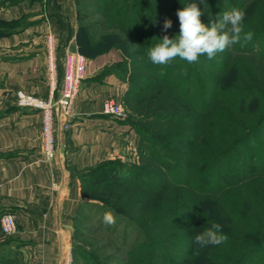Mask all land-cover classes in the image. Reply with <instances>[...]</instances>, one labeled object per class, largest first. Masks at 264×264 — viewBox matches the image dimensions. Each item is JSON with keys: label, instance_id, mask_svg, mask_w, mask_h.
Wrapping results in <instances>:
<instances>
[{"label": "trees", "instance_id": "16d2710c", "mask_svg": "<svg viewBox=\"0 0 264 264\" xmlns=\"http://www.w3.org/2000/svg\"><path fill=\"white\" fill-rule=\"evenodd\" d=\"M94 1L99 23L113 31L101 35L93 55L110 47L121 52L102 74H117L118 67L127 73L132 84L123 100L144 113L142 165L106 159L76 174L81 194L82 181L97 175L93 187L141 238L118 263L86 257L87 264H264V0H206V7L199 0ZM192 2L208 26L220 13L243 10L242 35L250 31L253 39L212 60L154 65L148 48L179 34L176 12ZM165 19L172 21L166 31ZM213 223L226 242L196 244ZM8 261L0 250V264Z\"/></svg>", "mask_w": 264, "mask_h": 264}, {"label": "crops", "instance_id": "0c3cea01", "mask_svg": "<svg viewBox=\"0 0 264 264\" xmlns=\"http://www.w3.org/2000/svg\"><path fill=\"white\" fill-rule=\"evenodd\" d=\"M77 21L73 0H0V214L16 218L10 247L35 254L38 264L68 263L81 199L76 172L123 154L130 135L124 122L102 112L103 101H117L126 88L116 73L102 74L120 59L111 50L88 57L71 115L56 111L52 159L40 149L41 112L15 103L16 89L59 97Z\"/></svg>", "mask_w": 264, "mask_h": 264}, {"label": "rangeland", "instance_id": "374dc122", "mask_svg": "<svg viewBox=\"0 0 264 264\" xmlns=\"http://www.w3.org/2000/svg\"><path fill=\"white\" fill-rule=\"evenodd\" d=\"M73 3L76 17L78 11L81 16L80 19L77 18V43L76 47H73L76 48L87 61L88 57L96 53L94 51V46L99 47L96 48L97 50L102 47L98 44L99 38L102 39V36H105L113 30L107 29L99 23L101 16L95 11L96 4L94 0H73ZM87 25H90L88 29L85 28ZM94 41L97 43L94 44ZM73 47L71 46L67 49ZM108 50L114 51L121 58V52L117 48L110 47L104 52ZM129 67L130 65H128V71ZM116 69L118 77L126 85L125 91L126 89L128 90L129 86L132 84L128 74L124 72L120 73V67ZM253 69L259 71L261 67L254 64ZM123 94L120 98L118 97L117 101L123 103L127 114L123 119L119 120L127 125L126 127L130 135L128 141L124 144V153L116 156L113 160H119L117 163L125 164L126 167H141L142 162L139 154V120L144 119V113L137 114L132 112L130 103L133 101H124ZM55 100L56 99L53 101ZM141 127H144V125H141ZM189 137H192L191 133ZM86 172L87 169L77 171L79 175L87 174L88 172ZM98 182L99 178L97 175H90L88 179L86 178L85 182L82 181V184L87 188L81 194L80 203L74 216L71 255L67 264H87L86 257L91 258V260L98 259L105 263H118L127 256V249L141 238L135 225L130 220L117 215L116 212L110 208L111 206L108 204L107 199L105 201L101 197V195H103L101 191L93 187L95 183ZM108 212H111L115 217L114 224L105 222L104 217ZM3 234H0V243L2 244L0 250L3 252L2 256H6L8 259L12 260V262L8 261L7 264H38V258L35 254L24 255L18 250L10 247L11 244L14 243L9 237L11 233Z\"/></svg>", "mask_w": 264, "mask_h": 264}, {"label": "clouds", "instance_id": "9594fccd", "mask_svg": "<svg viewBox=\"0 0 264 264\" xmlns=\"http://www.w3.org/2000/svg\"><path fill=\"white\" fill-rule=\"evenodd\" d=\"M204 7L208 6L206 0H199ZM180 22L179 34L174 38L164 35L159 43L148 48V58L158 66L168 65L176 58L189 64L198 62L201 56L214 59L218 53L230 49L233 45L250 42L253 33H243V19L245 12L233 8L218 14L216 19L205 25L200 17L203 15L197 2L189 3L176 12ZM172 21L165 19L163 29L171 28ZM155 38V37H154ZM105 222L115 223V217L111 212L105 214ZM227 236L222 234L221 225L213 223L210 228L194 237L196 244L201 247L208 245H220L226 242Z\"/></svg>", "mask_w": 264, "mask_h": 264}, {"label": "built area", "instance_id": "2783aa9c", "mask_svg": "<svg viewBox=\"0 0 264 264\" xmlns=\"http://www.w3.org/2000/svg\"><path fill=\"white\" fill-rule=\"evenodd\" d=\"M47 48L49 53L52 54L54 42L51 37L47 39ZM85 65L84 56L76 48L73 47L65 51L60 95L55 101L27 93L23 89L14 91V99L17 106L37 109L41 112L40 149L46 159H52L55 153L54 115L56 111L63 113L66 118L71 115L81 80L84 77ZM102 112L111 114L118 119H123L127 114L123 103L111 98L103 101ZM64 126L68 127V124L65 123ZM15 228L16 219L14 214L11 212L1 213L0 231L8 234L12 233Z\"/></svg>", "mask_w": 264, "mask_h": 264}]
</instances>
